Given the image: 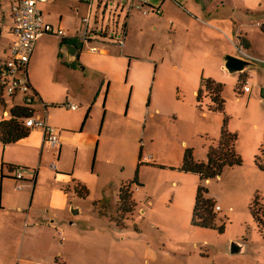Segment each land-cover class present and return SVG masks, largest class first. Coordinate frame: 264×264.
<instances>
[{"label":"rangeland","instance_id":"1","mask_svg":"<svg viewBox=\"0 0 264 264\" xmlns=\"http://www.w3.org/2000/svg\"><path fill=\"white\" fill-rule=\"evenodd\" d=\"M1 2L4 7L8 4V0ZM47 2L45 15L57 19L66 36L75 25L81 24L83 32L88 27L89 39L96 43L87 47L134 36L139 43L138 60L133 63L135 86L131 95L130 86L126 85L124 94L122 85L115 84L106 99V84L97 103L91 102L93 97L86 100L75 82L55 79L59 68H74L55 59L62 40L55 35L40 37L43 46L28 73L42 103L30 90L27 95L33 104L29 107L48 115L56 109L69 112L66 103L81 107L90 101V117L79 123V130L95 134L96 141L88 151L66 148L62 161H58L57 146L44 147L40 166L37 157L33 168L23 167L28 169H24V182L16 181L14 173L13 179L4 180L14 195L11 188L2 195L0 182V264H264V171L255 164L264 140V101L257 92L263 78L251 79L255 88L251 95L221 84L224 107L213 110L208 93L200 99L197 94L202 79H207L204 67H214L212 57L225 48L217 39L196 38L194 32L186 47L183 31L171 42L167 36L173 25H180V18L170 0H149L143 10L134 6L131 13L126 0ZM260 14L252 19L260 32L252 45L256 59L264 62L260 29L264 4ZM234 47L244 54L252 52L242 50L239 42ZM234 55L242 57L238 51ZM148 58L157 61V68L144 61ZM222 72L228 83H238L239 75ZM86 83L95 95L102 87L94 79ZM23 98L21 93L14 100L3 96L0 122L10 118V110L22 105ZM223 128L236 135L234 150L241 164L226 163L210 177L185 170L186 154L193 165L207 164ZM36 130L16 143L0 145V163L34 161L35 153L27 144ZM61 165L68 171L58 170ZM38 170L31 193L33 178L28 177ZM4 171L8 173L6 167ZM75 184L87 188L86 197L74 191ZM124 184L132 194L129 212L119 207ZM26 187H30L27 196ZM199 188L214 202L212 228L192 224ZM255 202L256 208H263L258 218L250 210ZM12 207L22 209V215L14 216L9 211ZM72 208L81 212L74 215ZM231 243L243 244L245 251L231 255Z\"/></svg>","mask_w":264,"mask_h":264},{"label":"crops","instance_id":"2","mask_svg":"<svg viewBox=\"0 0 264 264\" xmlns=\"http://www.w3.org/2000/svg\"><path fill=\"white\" fill-rule=\"evenodd\" d=\"M126 1L130 2L129 12L131 13V9L134 6H137L138 1H132V0H126ZM147 1L149 4V0ZM170 2L174 5L175 14L180 18V20H178L179 22L178 25L179 24L180 25L179 26L173 25L172 28L170 29L167 38L172 42L173 38H175L178 34H180L183 31L185 33L183 38V43L185 47L188 45V42L190 41L189 36L193 32L196 34L197 36L196 38L203 37L202 39L204 41L206 39L205 37L212 38L213 40L214 39L219 40L220 43H222V47L225 49L222 51V53L217 52L216 55L212 57L214 59L213 60L214 67L213 65H210L209 69L207 70L206 67H204L203 73L207 74L206 78L218 84H222L223 86H227L228 84H231L232 87H234L241 93H243V91L241 90L243 81L247 80L251 87L250 92L246 93L248 95L253 94V91L255 89L251 85L252 82L251 79L255 80L258 77L259 79L263 78L259 82V87H258L259 90L257 91L259 93V96H261V99L263 100L262 90L264 88V70H262L261 68V70L259 71L258 68L259 66L262 67V65H264V62L256 59L257 57L255 53H253L255 49L252 45V43L254 42L253 38L258 37L257 35L260 34V32L258 31V28L254 24V20L252 19L255 14H257L258 17H260L261 15L260 13L264 1L263 0H178L177 2L176 1L174 2L173 0H170ZM47 3L48 2L39 6L42 19L46 24L51 25L54 29L57 30L60 28V26L57 25L58 22L57 19L53 18L51 14L45 15L44 10H46L47 8ZM61 20L62 19L59 18V21ZM81 22H83V20H81ZM12 26H13V21L10 15L9 4H7L4 7V4L0 0V62H2L8 55V49L13 40ZM261 26H264V23ZM261 33L263 32L261 31ZM85 35L88 38V44L96 43L89 39L88 27L86 26L83 32L80 24L78 27L77 25H75L74 29L71 30V35L67 36V40L66 41L62 40L61 43L59 44V48L64 43L72 44L79 49V53L77 55L76 60L71 63H66L62 61L61 54L60 53L58 54V58H55L58 62L60 61V63L63 66L67 65L69 67H74V68H70V69L66 68L65 70L63 68H59L58 73L55 75L56 81L62 82L65 80H69V82L70 81L75 82L78 91L82 93L85 99L91 101L93 97L94 100L91 102L94 103H97V101L101 98V91L103 88H105L106 84H107V91L105 94L106 99L110 95L111 90L115 88V84L122 85L123 87L122 93L124 94H126L125 92H128V88H129L128 86H130L131 88L129 92H131L132 95L135 86L134 78L137 72V70L133 66V63L138 60L137 53L139 52V50H137L139 48L138 45L139 43L135 41V37L132 36V38H128L127 40H124V44L122 47L119 46L118 42L116 44L102 43L100 47H97L98 49L97 53H90L88 51L89 47H87L88 44L86 45L83 44L82 42ZM243 39H245L248 42L249 47L245 48L242 46ZM237 42H239V47L242 50H244L245 52L248 51L249 52L252 51V52L244 54L241 50H234L236 49V47L234 46L235 44H237ZM41 43L42 40H40L39 44L38 41L35 44L33 53L30 57L27 66V79L31 87L30 90L32 91L33 95L35 97H38L39 101L42 103V97L40 95V92L34 87L33 82L31 81L30 75L28 73V69L36 60L37 50L39 49V47L41 48L43 46V44ZM90 47H95V46L92 45ZM237 51L239 54H241L242 56L241 58L256 65L257 69H250L248 71L236 74L235 76L239 75V80L237 84L235 83V81L228 83L227 80L224 78V73L222 72L224 63H223V59L219 57V54L220 56L221 54H223V56L224 55L226 56V54H229L231 56H236L234 55V52ZM211 55L209 54L207 58H210ZM144 61H146V63L149 64L151 63L155 64L157 68V63H156L157 61H152L151 58L145 59ZM173 69H178V68L177 66H175L173 67ZM90 79L96 80L97 83L99 81L102 82L101 85L102 87L99 93L96 95L94 91L87 86L89 84L86 83V81H89ZM79 81L82 83L79 84ZM199 91L201 92V97H202L204 90L201 84L199 86ZM90 101H88L86 105L84 106L81 105V107H78L76 111H72L67 107V105L71 103H66L64 107L66 108L67 111L69 110V112H65L62 109L60 110L56 109V110H51L48 115L47 113L41 112L38 107L31 108L33 111L34 118L45 120L49 126L55 129L59 140L58 146L57 148H55L58 149V161H62L63 151L66 148L75 147L76 152L78 151V149H82V150L84 149L88 151L93 148L94 143L96 141L95 134L82 129L81 131L79 130V123L82 122L83 119H84L83 123H85L90 117L91 108H87L89 106ZM32 104H33V99H32ZM53 104H51V107L53 108L56 107L55 103ZM71 105H75V104H71ZM57 107H61V106H57ZM64 113L68 117H65ZM9 119L10 118L4 120H9ZM36 131H37L36 133L32 134L31 140L27 144V146L31 148L32 151L35 153L34 161L30 159L27 162L8 163L9 162L8 161L6 163H0V182L2 185L1 186L2 195H3V190L9 191L10 188L12 191L11 193L13 195L15 194L13 192L11 185L4 183V180L13 179L10 177L8 173L4 171V167H6V165L17 164V166L33 168L36 164V160H37L36 158L38 157V165L40 166V152L41 155H43V148L48 146H44L43 144V131L40 129ZM40 136H41V140H40ZM61 166L62 167L60 168L58 167V170H62L64 172L68 171L64 165ZM53 169L57 170V167L55 166V168ZM39 175H40V170H38V172L36 171L35 176L33 173L31 174V176L28 177V178L31 177L35 178V182L32 183L33 186L31 189V193L34 190V185H36L38 182ZM21 182H24V180H22ZM29 191H30V187H26V192L24 194H26L27 196L29 194ZM9 211H11V213H13V215L16 217L22 215V209H19L18 207L14 209L12 207L9 209Z\"/></svg>","mask_w":264,"mask_h":264},{"label":"trees","instance_id":"3","mask_svg":"<svg viewBox=\"0 0 264 264\" xmlns=\"http://www.w3.org/2000/svg\"><path fill=\"white\" fill-rule=\"evenodd\" d=\"M260 29L264 33V26H261ZM242 46L245 48L249 47V44L245 39L242 40ZM202 82L203 83L201 86L203 87L204 92L206 91L208 93L211 102L213 103L211 109L222 111L224 107V100L221 97L222 85L209 79H202ZM200 98L201 92L199 91L197 94V99ZM0 105L4 106L3 93L1 90ZM29 105L30 104L23 103L22 105L14 106L9 112L10 119L0 122V143L2 146L13 144L24 138H27L30 131L33 130L25 126V121L28 118L33 117V111ZM235 141L236 135L227 132L226 129L223 128L220 133L217 148H213L209 151L207 164L193 165L189 155L186 154L184 157L185 170H191L193 172L199 173L201 177H210L216 173H219L221 167L226 163L241 164V160L235 154ZM255 164L259 169L264 171V140L258 149V155L255 157ZM6 169L8 174L11 175L13 173L15 174L17 170H24L25 168L15 165H6ZM35 175L36 171L34 172V176ZM14 179L16 180L15 177ZM32 182H35V178H33ZM74 191L80 197H86L88 194L87 188L80 184H75ZM118 196L120 209H123L126 212L131 211L133 207V201L130 186L124 184L120 188ZM256 204V202L254 205L252 204L253 206L251 205L250 210L253 216L258 218L259 213L262 212L263 208H256ZM103 214L104 213H100L101 216H103ZM214 219V202L205 196L204 190L202 188H199L196 193L195 204L192 213V224L200 228H212L214 226Z\"/></svg>","mask_w":264,"mask_h":264},{"label":"built area","instance_id":"4","mask_svg":"<svg viewBox=\"0 0 264 264\" xmlns=\"http://www.w3.org/2000/svg\"><path fill=\"white\" fill-rule=\"evenodd\" d=\"M86 3L92 0H82ZM138 1L136 9L143 10L144 6L148 5L147 0H132ZM47 0H8L10 15L13 21L12 35L13 40L8 49L7 57L0 62V90L3 96L15 98L19 93L24 95L23 103L31 104L32 99L27 95L30 91V85L27 79V65L33 53L37 40L42 35H55L63 41L67 40V36L59 29H54L51 25L46 24L41 15L39 6L45 4ZM156 12L160 13L159 10ZM86 24L88 18L84 19ZM83 44H88V38L85 35ZM122 47L124 41L118 42ZM90 53H97L96 47H89ZM250 85L247 80L243 81L241 90L244 94L250 92ZM262 98L264 100V88L262 90ZM67 107L76 111L75 105H67ZM25 126L31 129H40L43 131V144L48 147L58 146L59 140L54 128L49 126L45 120L30 117L25 121ZM52 168H55L52 165ZM25 170H17L14 177L17 181L23 180ZM218 208H216L217 210ZM58 236L62 237V233L58 232ZM63 240V239H62Z\"/></svg>","mask_w":264,"mask_h":264},{"label":"water","instance_id":"5","mask_svg":"<svg viewBox=\"0 0 264 264\" xmlns=\"http://www.w3.org/2000/svg\"><path fill=\"white\" fill-rule=\"evenodd\" d=\"M59 53L61 54L62 61L66 63H71L76 60L77 55L79 53V49L72 44L64 43L60 46ZM223 63V69L231 75H236L238 73H242L250 69H257L256 65L239 56L226 55L223 58ZM0 145L2 144L0 143ZM71 211L74 215L79 214L81 212L80 209L74 210L73 208L71 209ZM244 251L245 246L243 244L231 243L229 250L231 255L241 254Z\"/></svg>","mask_w":264,"mask_h":264}]
</instances>
